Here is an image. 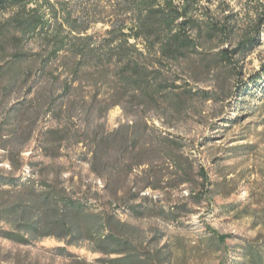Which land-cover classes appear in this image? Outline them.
Masks as SVG:
<instances>
[{
  "label": "trees",
  "instance_id": "trees-1",
  "mask_svg": "<svg viewBox=\"0 0 264 264\" xmlns=\"http://www.w3.org/2000/svg\"><path fill=\"white\" fill-rule=\"evenodd\" d=\"M212 1L0 0V78L18 71L8 89L21 80L22 87L48 80L47 88H36L31 106L67 123L48 130L46 151H58L63 143L82 146L78 159L104 183L108 200L135 217L144 214L133 204L149 199L143 193L181 189L194 183L193 176L200 190L191 189L189 198L196 204L208 200L212 182L205 167L189 161L184 148L193 158L190 143L182 144L169 129L197 102H220L227 76L235 80V105L263 79L264 65L260 75L245 78L241 63L261 45L264 0H257L253 23L243 30L238 13L227 15L229 6L216 13L207 6ZM31 43L38 51L27 49ZM205 77L214 78L211 90L197 86ZM115 108L126 122L111 130L105 119ZM5 185L23 187L25 194L6 209L18 222L0 231L3 239L22 245L38 237L72 244L88 239L100 253L121 256L106 264L142 261L133 253L131 228L115 210L92 214L86 201L56 189L39 192L34 181L0 178V187ZM181 209L169 205L167 214ZM243 255L251 264H264V240L244 247Z\"/></svg>",
  "mask_w": 264,
  "mask_h": 264
},
{
  "label": "rangeland",
  "instance_id": "rangeland-1",
  "mask_svg": "<svg viewBox=\"0 0 264 264\" xmlns=\"http://www.w3.org/2000/svg\"><path fill=\"white\" fill-rule=\"evenodd\" d=\"M256 4L257 0H213L207 6L216 13L229 6L226 14L238 13V29L243 30L253 23ZM96 28L109 26L98 24ZM27 49L38 51V45L31 43ZM263 65L264 34L261 45L241 63L244 77L260 75ZM18 76V71H13L0 78V178L34 181L39 192L61 190L74 200L86 201L92 214L115 210L119 220L131 228L133 253L142 259L134 264L252 263L244 257V247L257 245V238L264 240V76L237 105L235 80L227 76L221 82L223 101L197 102L191 114L169 129L182 144L190 143L193 158L184 148L189 161L205 167L212 182L208 200L196 204L189 198L191 189L194 193L200 190L193 176L194 183L181 189L143 193L141 198L149 199L133 203L141 206L142 217L111 204L103 192L104 183L90 172L87 163L79 161L82 146L63 143L58 151H46L51 139L48 130L67 122L37 113L31 106L36 88L49 86L47 79H34L31 92L30 85L22 87V80L8 89L10 80ZM214 82L213 77H205L197 86L211 90ZM125 122L120 108L111 110L105 119L111 130ZM24 190L0 187V231L15 228L18 219L7 217L6 209L21 200ZM174 204L182 209L176 216L168 215L169 205ZM97 250L88 239L72 244L71 239L38 237L22 245L0 236V264H106V260L121 257Z\"/></svg>",
  "mask_w": 264,
  "mask_h": 264
}]
</instances>
